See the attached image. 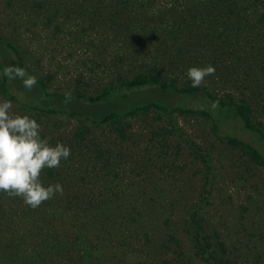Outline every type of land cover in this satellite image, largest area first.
Segmentation results:
<instances>
[{
  "label": "trees",
  "instance_id": "obj_1",
  "mask_svg": "<svg viewBox=\"0 0 264 264\" xmlns=\"http://www.w3.org/2000/svg\"><path fill=\"white\" fill-rule=\"evenodd\" d=\"M178 1L180 12L165 22L135 26L146 46L161 49L147 71L118 79L96 95L52 89L50 75L37 76L18 45L0 33V98L36 120L41 139L70 148L59 168H44L40 175L45 187L60 183L63 195L33 209L0 192V264H244L235 254L240 247L209 229L206 213L218 175L214 156L174 115L205 119L220 142L239 153V165L264 169V0ZM122 2L73 4L96 13L103 5L125 11L117 6ZM136 6L131 0V9ZM208 65L215 75L193 88L187 70ZM8 66L25 69L37 83L28 90L20 78L9 81L3 75ZM172 67L178 73L168 77L165 70ZM150 111L172 121L163 131L166 126L149 132L152 142L161 136L158 152L127 153L123 142L138 137L128 136L124 121ZM65 120L78 126L65 131L66 137L54 134ZM88 124H113L117 137H90ZM171 132L173 152L164 137ZM180 150L189 161L177 162L173 155ZM254 232L239 239L241 246L256 245ZM260 246L250 264L264 263Z\"/></svg>",
  "mask_w": 264,
  "mask_h": 264
},
{
  "label": "rangeland",
  "instance_id": "obj_2",
  "mask_svg": "<svg viewBox=\"0 0 264 264\" xmlns=\"http://www.w3.org/2000/svg\"><path fill=\"white\" fill-rule=\"evenodd\" d=\"M78 1L80 0H0V33L18 45L25 65L37 76L50 75L52 89L85 95H96L118 79H130L137 73L147 71L161 49L146 46L143 43L144 36H139L143 35V30H137L135 26L143 28L144 25L152 24L148 22L149 19L165 22L170 13L178 14L181 10L178 0H134L137 4L135 9H131V0L127 6L122 0V4L117 6L119 8L123 5L127 9L125 11H118L113 5H103L97 7L98 10L94 13L73 4ZM81 1L83 4L87 1V7L93 2H100ZM38 2L46 5L37 6ZM82 19L88 20L84 22ZM161 58L164 59L163 56ZM167 63L168 61L166 65ZM176 65L182 67L177 63ZM177 73L178 69L174 67L165 70L168 77H174ZM3 101L5 100L0 98V102ZM10 112L21 113L13 105ZM174 118L189 137L208 148L214 156L218 175L215 179L214 200L206 213L209 229L219 232L222 237H228V242L232 245L239 246V251L235 254L244 264L253 263V253L258 251V245L261 244L260 247L264 249V169L252 167L246 170L239 165V153L221 143L205 119L177 115ZM64 122L65 128L54 134L63 133L66 137L65 131L78 126L75 120ZM124 122L129 125L128 136L138 137L123 142L126 145L125 151L129 154H148L149 150L158 152L157 141L161 139L157 135L156 141H150L151 128L161 129L166 126L163 131L170 127L172 121L150 111L129 117ZM88 125L91 126L90 137H117V129L113 124ZM172 134H165L164 137L170 141L169 150L173 152L176 136ZM159 155L166 157L165 154ZM173 156L177 162L189 161L190 157L186 150H180L179 154ZM189 165L194 166L191 162ZM188 169L190 170L189 166ZM246 206L250 210L242 212V207ZM251 230H255L252 239L256 241V245L250 242L241 246L239 239H246ZM244 252L247 255L241 256Z\"/></svg>",
  "mask_w": 264,
  "mask_h": 264
},
{
  "label": "clouds",
  "instance_id": "obj_3",
  "mask_svg": "<svg viewBox=\"0 0 264 264\" xmlns=\"http://www.w3.org/2000/svg\"><path fill=\"white\" fill-rule=\"evenodd\" d=\"M3 75L9 81L20 78L26 89L37 83L35 76L27 75L25 69L8 66ZM215 75L212 65L190 67L186 76L193 88L200 87L208 76ZM212 107H216L213 103ZM11 101L0 102V192L10 197H20L35 209L57 193L63 195L60 183L43 186L40 180L44 168H59L62 159L70 156V148L57 143L51 146L40 137V125L27 115L10 112Z\"/></svg>",
  "mask_w": 264,
  "mask_h": 264
}]
</instances>
